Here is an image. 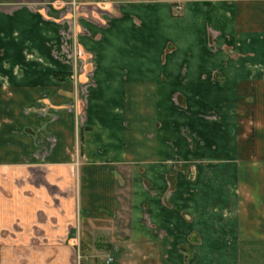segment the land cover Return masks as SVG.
Masks as SVG:
<instances>
[{
	"label": "crops",
	"instance_id": "1",
	"mask_svg": "<svg viewBox=\"0 0 264 264\" xmlns=\"http://www.w3.org/2000/svg\"><path fill=\"white\" fill-rule=\"evenodd\" d=\"M70 1L0 0V264H264V0Z\"/></svg>",
	"mask_w": 264,
	"mask_h": 264
},
{
	"label": "rangeland",
	"instance_id": "2",
	"mask_svg": "<svg viewBox=\"0 0 264 264\" xmlns=\"http://www.w3.org/2000/svg\"><path fill=\"white\" fill-rule=\"evenodd\" d=\"M60 7L62 8V10L64 12H69V13L72 14L71 16H74V13L78 11L79 4L72 0V1H70L68 3H66V4L63 2V4H61ZM73 11H74V13H73ZM88 59H89V57H88ZM84 61H86V60L84 59Z\"/></svg>",
	"mask_w": 264,
	"mask_h": 264
},
{
	"label": "built area",
	"instance_id": "3",
	"mask_svg": "<svg viewBox=\"0 0 264 264\" xmlns=\"http://www.w3.org/2000/svg\"><path fill=\"white\" fill-rule=\"evenodd\" d=\"M175 8H176V10H179V11L181 10V7L179 5L175 6ZM75 72H76V70H75ZM111 261H112V257L111 256H108L107 257V260H106V263L108 264Z\"/></svg>",
	"mask_w": 264,
	"mask_h": 264
}]
</instances>
